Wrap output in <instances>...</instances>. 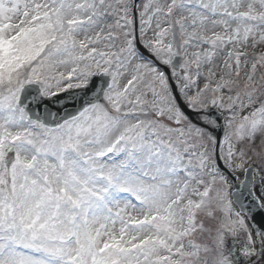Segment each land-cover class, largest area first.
<instances>
[{"label":"snow or ice","instance_id":"obj_1","mask_svg":"<svg viewBox=\"0 0 264 264\" xmlns=\"http://www.w3.org/2000/svg\"><path fill=\"white\" fill-rule=\"evenodd\" d=\"M0 264H264V0H0Z\"/></svg>","mask_w":264,"mask_h":264}]
</instances>
